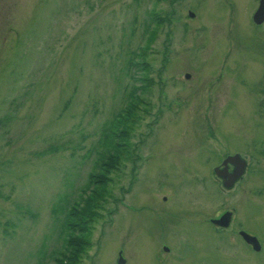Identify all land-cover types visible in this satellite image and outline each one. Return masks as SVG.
I'll list each match as a JSON object with an SVG mask.
<instances>
[{"label":"rangeland","instance_id":"374dc122","mask_svg":"<svg viewBox=\"0 0 264 264\" xmlns=\"http://www.w3.org/2000/svg\"><path fill=\"white\" fill-rule=\"evenodd\" d=\"M257 6L0 0V264H264ZM233 209L258 255L213 231Z\"/></svg>","mask_w":264,"mask_h":264},{"label":"flooded vegetation","instance_id":"af4514ba","mask_svg":"<svg viewBox=\"0 0 264 264\" xmlns=\"http://www.w3.org/2000/svg\"><path fill=\"white\" fill-rule=\"evenodd\" d=\"M228 156H232V155H224V157L222 158V160L219 162V164L217 166H214L218 169H213V175L215 180L218 183V186L220 188H224L227 191L232 190L235 186H237L238 183H240L241 181H244V179L246 178L247 175L251 174V166H247L245 164H243V167L241 166L242 163L240 162V165L235 162L234 164H229V165H221L222 161L228 157ZM263 166V165H262ZM239 171H242L241 174H239ZM252 180V178H251ZM225 213H229L230 219L228 217V223L227 220H225L226 216L223 217V221L222 224H224V226L222 227H216L214 228L213 231H217L219 232V235H223L225 237V235H227V233H232L233 237L239 239V241L242 242V244L244 245V247L248 248L249 250H251L252 252H255L256 255H258L261 251V242L260 240H258V238H256V235L250 233L248 230L243 231L244 229L240 228L237 226V224L234 222V209ZM224 215V214H222ZM237 217V215H236ZM221 222V221H220ZM237 222V221H236ZM236 224V225H235ZM227 225V226H226ZM234 226H236V229L234 228ZM242 229V230H241ZM240 232L245 233L246 235L253 237L255 240H257V244H258V251H253L252 250V246L251 244H249L248 242L244 241L242 239V237L240 236ZM164 249L167 251V248L164 247Z\"/></svg>","mask_w":264,"mask_h":264},{"label":"water","instance_id":"95a60500","mask_svg":"<svg viewBox=\"0 0 264 264\" xmlns=\"http://www.w3.org/2000/svg\"><path fill=\"white\" fill-rule=\"evenodd\" d=\"M257 4H258L257 9L252 14L253 16L251 18V21L253 22V24H255V26L260 25L264 21V0H258ZM189 16L192 17L191 14H189ZM187 77H188V75H185V78H187ZM238 158H239L238 155L228 156L222 161L221 165H226L227 163L228 164H232V163L234 164L235 162H237L240 165V161L238 160ZM241 166L243 167V164ZM214 169H218V168H214ZM241 172L239 171V174H241ZM240 236L242 237V239L244 241L251 244L253 251H256V252L258 251L257 240H255L253 237L246 235L243 232H240ZM117 257H118L117 263L122 264L123 259L120 256V253L117 255Z\"/></svg>","mask_w":264,"mask_h":264},{"label":"trees","instance_id":"16d2710c","mask_svg":"<svg viewBox=\"0 0 264 264\" xmlns=\"http://www.w3.org/2000/svg\"><path fill=\"white\" fill-rule=\"evenodd\" d=\"M76 214L78 215V213H76ZM81 222H82V224H80ZM84 224L85 223L83 222V220L82 221L80 220V217H76L74 222H73V226H74L75 230L78 228V232H81V233H83V230H85ZM68 227H69L68 223L64 224L63 225V228H65L64 231H66V228H68ZM67 233H69V232H67ZM65 242L68 244V247H70V246L75 245L77 241L74 238H72V235L70 234L69 236L66 237Z\"/></svg>","mask_w":264,"mask_h":264}]
</instances>
